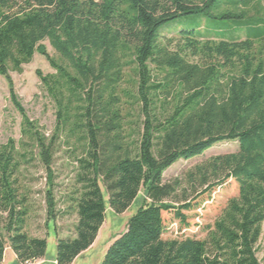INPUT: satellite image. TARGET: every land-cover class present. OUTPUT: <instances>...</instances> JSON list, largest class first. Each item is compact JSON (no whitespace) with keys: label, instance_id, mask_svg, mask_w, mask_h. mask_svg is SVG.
I'll list each match as a JSON object with an SVG mask.
<instances>
[{"label":"trees","instance_id":"trees-1","mask_svg":"<svg viewBox=\"0 0 264 264\" xmlns=\"http://www.w3.org/2000/svg\"><path fill=\"white\" fill-rule=\"evenodd\" d=\"M252 0H229L239 8ZM224 0H0V76L23 117L22 134L53 179L63 140L78 164L75 236L59 239L57 264H74L96 242L107 205L126 213L142 190L147 203L109 247L102 264H262L264 224V18L219 13ZM203 15L242 20L245 39L204 40L195 31L178 39L159 35L179 18ZM49 41L60 59L43 44ZM56 71L38 72L57 107L49 139L31 121L11 72L22 73L35 55ZM234 153L213 157L188 174L192 192L164 175L180 161L202 157L220 143ZM14 141L0 147V221L20 264L43 260L46 238L25 231L27 198L20 191ZM229 181L238 185L204 240H166L164 213L189 226L184 212L201 205ZM108 195L105 199L103 188ZM49 218L55 196L48 192ZM6 243L0 234V264Z\"/></svg>","mask_w":264,"mask_h":264},{"label":"rangeland","instance_id":"rangeland-1","mask_svg":"<svg viewBox=\"0 0 264 264\" xmlns=\"http://www.w3.org/2000/svg\"><path fill=\"white\" fill-rule=\"evenodd\" d=\"M224 0L220 11H231L236 13L245 12L246 20H259L264 18V0H252L246 7L241 5L238 9ZM182 31H195L204 40L215 42L221 39L232 40L236 38L245 39L249 27L242 20L213 19L203 15H193L179 18L163 26L159 35L164 40L178 39ZM49 54L60 59L59 54L53 49L49 41L43 43ZM38 72L44 76L55 75L56 71L51 67L47 59L37 53L33 61L24 67L22 73L11 72L15 91L20 102L27 112L31 121L38 125L39 130L51 139L57 127V107L48 96L43 87ZM23 117L14 106L7 80L0 76V147L14 141L19 152L20 162L19 180L20 191L26 196V208L28 215L25 219L24 231L31 237L46 238L48 249L43 260L28 264H57V246L59 239L75 236V226L78 215L77 207L71 198L79 186L76 183L78 164L69 149L58 143V152L53 160V179H49V172L44 166L33 143L22 134ZM238 150V144L234 142L220 143L206 152L202 157L180 161L169 169L165 175V182H182L180 196L187 190L192 192L188 183V174L215 156L234 153ZM103 188V186L101 185ZM238 185L235 181H229L222 188L215 190L212 194L203 196L198 202L201 205L191 212H184L187 216L189 226L186 228L175 218L174 213H164V219L168 230L164 236L166 240L195 238L204 240L207 237L205 229L213 226L228 201L237 196ZM52 191L55 196L56 219L49 218L48 192ZM105 199L108 195L103 188ZM147 201L146 192L141 191L138 199L132 207L124 214H115L107 205V218L95 244L83 253L74 264H102L109 247L114 241L127 231L128 222L139 209L144 207ZM6 223L0 221V234L6 243V253L3 264H20L11 249ZM258 258L264 264V224L262 235L258 244Z\"/></svg>","mask_w":264,"mask_h":264}]
</instances>
